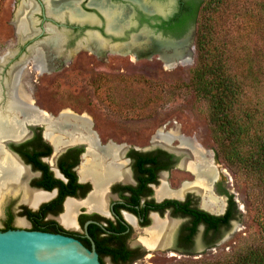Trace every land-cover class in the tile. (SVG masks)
Instances as JSON below:
<instances>
[{"label":"flooded vegetation","instance_id":"obj_1","mask_svg":"<svg viewBox=\"0 0 264 264\" xmlns=\"http://www.w3.org/2000/svg\"><path fill=\"white\" fill-rule=\"evenodd\" d=\"M204 1L14 0L11 10L15 41L13 45L0 50V109L6 105L8 97L2 80L9 78L10 71L14 74L17 67L20 70L19 81L23 76L22 88L28 94L30 81L36 80L32 79L33 73H50L75 68L76 65L77 69H92L94 73L88 78L89 82L99 85L106 81V73L98 71L99 65L107 63L112 66L115 55L130 58L133 54L137 59L155 56L169 67L183 64L180 57L185 55L192 61L197 21ZM49 5H52L51 8ZM4 58L7 60L2 64ZM31 100L36 107L34 100ZM64 111L89 119L86 127L77 124L79 130L76 129L78 132L74 141L72 127L69 130L54 128ZM40 112L44 118L21 116L24 118L20 120L12 115L11 124L6 127L11 131L14 129V137L0 135V150L10 155L14 153L29 171L22 188L18 191L9 188L1 198L3 219L0 231L10 228L64 233L87 248L94 247L104 264L106 259L112 264H127L128 260L133 259L134 264L152 249L193 254L200 249L196 247V237L200 231L204 246L212 247L222 238L223 231L241 217V207L226 183V171L220 166L223 163L216 159L211 146L178 130L179 136L202 151L197 154L203 160L197 171H192L189 168L190 160L194 158L192 163H196L198 157L191 146H181L179 136L170 140L168 146L154 142L156 133L148 146L131 145L100 136L93 119L86 113L63 109L55 116L45 111L46 116L45 112ZM51 117L56 119L51 121ZM34 119L36 122H31ZM19 121L29 123L21 125ZM50 122L54 124L50 129L65 143L67 141L66 144L56 148L52 143L48 136ZM4 138L9 141H3ZM49 159L52 162H47ZM88 159H96L94 178L81 175V166ZM37 161L46 164L53 178L58 180L66 182V171L73 173L76 177L75 194H66L65 189L57 186L51 189L36 186L35 183L44 178V171ZM208 172H213L212 179L205 176ZM186 183L202 184L201 189L186 190L181 196L159 195L158 190L164 184V189L180 192ZM98 185L102 192V203L97 207L90 206L85 202ZM25 186L51 196L32 205L24 199ZM209 194L219 199V209L215 205L213 211L203 207V199L208 200ZM69 200L80 202L74 215V226H66L59 219L65 213ZM188 210L203 211L216 218H200L194 212L184 214ZM16 217L19 223L28 226L17 225ZM157 221L172 222L174 227L166 231L168 243L151 248L146 241L153 237L152 228ZM139 232L149 236L137 238ZM134 239L139 240L134 242ZM104 245L108 247L104 249ZM117 246H122L124 251L123 256L115 261L110 255V248Z\"/></svg>","mask_w":264,"mask_h":264},{"label":"rangeland","instance_id":"obj_2","mask_svg":"<svg viewBox=\"0 0 264 264\" xmlns=\"http://www.w3.org/2000/svg\"><path fill=\"white\" fill-rule=\"evenodd\" d=\"M13 2L0 0V50L13 45L15 41L12 33ZM112 61V66L107 63L99 65L102 68L99 67L98 71L106 73V81L99 85L89 82L88 78L94 73L92 69H77L76 65L75 68L50 73L35 72L32 79L36 80H31L27 89L40 111L54 116L63 109L86 113L93 119L100 136L110 137L117 142L148 146L158 131H174L206 146L213 145L205 114L206 105L187 86L189 72L196 63V51L192 61L186 57L182 60L184 65L176 64L173 67L163 64L155 56L137 59L133 54L130 58L115 55ZM88 71L90 73L86 74ZM22 79L23 76L20 81L23 87ZM31 122H36V119ZM156 135L154 142H158ZM47 162H52V159ZM220 166L226 171V183L241 207V217L234 221V225L223 231L222 238L212 247L204 246L200 231L196 237V247L200 249L193 254L152 249L134 264H201L203 261L230 257L251 246L264 247L262 186L234 167ZM2 219L0 212V224ZM15 223L28 226L19 223L18 217ZM140 236L147 237L149 234L139 232L137 238ZM106 264L112 263L106 259Z\"/></svg>","mask_w":264,"mask_h":264},{"label":"trees","instance_id":"obj_3","mask_svg":"<svg viewBox=\"0 0 264 264\" xmlns=\"http://www.w3.org/2000/svg\"><path fill=\"white\" fill-rule=\"evenodd\" d=\"M197 23L196 63L187 86L206 105L211 147L218 161L249 176L264 193V0H205ZM36 163L44 171L36 186L75 194L73 173L66 171L64 182L53 178L46 164ZM194 214L216 218L203 211ZM110 250L115 261L123 256L122 246ZM201 264H264V247Z\"/></svg>","mask_w":264,"mask_h":264},{"label":"bare ground","instance_id":"obj_4","mask_svg":"<svg viewBox=\"0 0 264 264\" xmlns=\"http://www.w3.org/2000/svg\"><path fill=\"white\" fill-rule=\"evenodd\" d=\"M51 6L52 5H49V8H51ZM179 52L181 54L182 51H179ZM33 54H34V50H33ZM184 55L185 54L180 55V56H184ZM185 58L186 56L180 57L181 60L182 59L185 60ZM6 60L7 59L4 58V60L2 61V64H4ZM19 77H20V70H19V67H17L15 68L14 74H12L10 71L9 78L2 80L3 84L7 88V95H8V97H6L7 98L6 105L1 107L0 109V135L4 137H9V136L14 137V132H15L14 129L12 131L10 129L7 130V127H6L7 125L11 124L13 117L16 119V118H19V115H20V117L24 116L26 118L30 116H37L40 118H44L43 114L40 111H38L36 107H34L31 98L22 88V85L19 81ZM1 93H2V87L0 84V102L2 99ZM24 117H21L20 120H22ZM77 124H81V127H86L89 124V119L84 116L79 117V116L72 114L71 112L64 111L60 115V118L57 121V125L54 128L59 129V130H66L68 128L69 130L72 127L71 132L73 134L72 139L74 141V139L76 138L75 134H77L78 132L76 129L78 128L79 130V127ZM53 125L54 124L50 122L49 130L51 131L48 132V136L51 139L52 143L55 145V147L58 148L60 145L65 143V141H63V139L60 136L55 135L53 133V130L50 129V128H53ZM178 136H179L178 132H174V131L166 132V133L158 131L156 135L158 142L163 143L166 146L170 144V140ZM179 138H181V146L183 148L191 146V148H193L191 150L194 152L196 157H198L197 153L202 152L199 149L195 148L194 146L190 145V143L186 141L187 139L185 140L181 136H179ZM201 154L202 156L204 155L203 153ZM192 160H190L191 162L189 163V168L192 169V171H197L196 169L199 168L198 166L200 162H202L203 159L201 157L200 158L198 157V161L196 163L194 162L192 163ZM94 161L91 159H88L86 162L82 164L81 175L83 177L92 176L94 178V176L96 175L95 169H94V167L96 166V162ZM196 173H197L196 175L198 176V178H201L199 176V172H196ZM28 176H29L28 169L25 166H23L21 162H19L16 159V157L4 152L3 150H0V202L2 200L1 199L2 196L5 194L6 191H8L9 188H14V190L16 191L22 188ZM205 176H207V179L208 178L212 179L213 172H208L206 173ZM201 185L202 184H199V183H195V184L186 183L184 184L180 192H174V191L170 192L169 190L164 189L165 188V184H164L158 191H159L160 196H163V195L181 196L182 193L185 192L186 190H198L199 191L201 189ZM100 189L101 188H99V185H98V188L96 189V191L89 197V199L85 203L88 202L90 206H94V207H97V205L100 206L99 204H101L103 200L102 192ZM50 196L51 194L49 193H45L39 190H31L29 188H26L25 193H24V199L32 205H36L38 202L45 200L49 198ZM79 203L80 202L79 201L77 202L76 200H69L67 202L65 213L61 215L59 218L60 221L66 226L75 225L74 215H75L76 209L80 205ZM214 205L216 209L220 208V201L218 198H215L209 194L208 200L203 199L204 208L213 211ZM173 227H174V224L172 222L166 221V222L161 223L157 221L154 228H152L153 238H151V240L146 241L147 245H149V247L164 246L166 243H168L167 241L169 237L166 231Z\"/></svg>","mask_w":264,"mask_h":264},{"label":"water","instance_id":"obj_5","mask_svg":"<svg viewBox=\"0 0 264 264\" xmlns=\"http://www.w3.org/2000/svg\"><path fill=\"white\" fill-rule=\"evenodd\" d=\"M194 51L195 47L192 50V57ZM49 119L54 121L56 118ZM3 141L9 140L4 138ZM5 150L9 152L7 148ZM12 155L18 158L14 153ZM0 264L101 263L94 247L87 248L79 240L67 234L14 229L0 231Z\"/></svg>","mask_w":264,"mask_h":264}]
</instances>
